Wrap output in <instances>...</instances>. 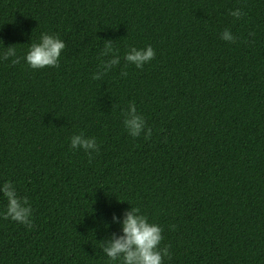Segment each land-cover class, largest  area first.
Instances as JSON below:
<instances>
[{"label":"trees","instance_id":"1","mask_svg":"<svg viewBox=\"0 0 264 264\" xmlns=\"http://www.w3.org/2000/svg\"><path fill=\"white\" fill-rule=\"evenodd\" d=\"M42 33L66 45L58 67L25 62ZM149 45L142 68L124 59ZM9 48L0 185L32 225L0 194V264H113L102 249L134 207L163 228V264H264V0H0ZM132 102L148 138L124 127Z\"/></svg>","mask_w":264,"mask_h":264},{"label":"clouds","instance_id":"2","mask_svg":"<svg viewBox=\"0 0 264 264\" xmlns=\"http://www.w3.org/2000/svg\"><path fill=\"white\" fill-rule=\"evenodd\" d=\"M235 19L241 18L243 13L236 10L230 13ZM221 39L228 43H235L236 37L228 29L221 34ZM65 43L56 36L42 33L38 43H33L24 59L32 69L45 67H58L59 57L65 49ZM16 55L14 48L7 49L0 59L7 60ZM155 57L154 49L149 45L145 48H132L124 59L134 64L136 68H142ZM13 60V63H16ZM119 63L118 59L111 60L104 65L105 70ZM127 75V73H122ZM124 127L133 138L141 133L145 138L152 134V130L146 127V122L141 114H137L134 102L128 105L127 118ZM71 148L83 149L89 155L98 152L96 139L84 138L82 135H74L71 138ZM0 194L6 199L7 204L3 212L4 219H10L27 227L32 225V208L27 198L19 197L15 186L10 181L0 185ZM122 235L110 241L103 247V252L113 264H163L165 257H170L169 246L160 247L163 240V228L142 214L140 209L134 207L127 212L121 222Z\"/></svg>","mask_w":264,"mask_h":264}]
</instances>
